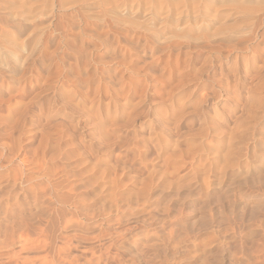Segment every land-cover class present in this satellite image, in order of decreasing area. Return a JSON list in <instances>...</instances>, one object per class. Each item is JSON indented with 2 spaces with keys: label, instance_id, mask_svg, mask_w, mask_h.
I'll return each mask as SVG.
<instances>
[{
  "label": "rangeland",
  "instance_id": "rangeland-1",
  "mask_svg": "<svg viewBox=\"0 0 264 264\" xmlns=\"http://www.w3.org/2000/svg\"><path fill=\"white\" fill-rule=\"evenodd\" d=\"M57 2L0 59V264H264V51Z\"/></svg>",
  "mask_w": 264,
  "mask_h": 264
},
{
  "label": "bare ground",
  "instance_id": "bare-ground-1",
  "mask_svg": "<svg viewBox=\"0 0 264 264\" xmlns=\"http://www.w3.org/2000/svg\"><path fill=\"white\" fill-rule=\"evenodd\" d=\"M58 2L60 6H57L61 9L75 6L73 8L86 13L88 11L93 15L113 17L112 21L120 24L129 23L127 25L142 36L138 35L137 40L140 39L141 44L144 43L143 46H148L152 52H180L192 45L201 49L197 54H190V58H200L208 62L212 60L236 62L261 58L264 51V0H58ZM54 4L55 0H0V59L4 60H1L2 62L8 63L5 60L9 52L4 50L5 44L12 42L17 45L16 39L21 38L22 34L25 33V37L32 35L31 31L36 27L35 18L38 15L52 17ZM222 47L227 49L223 51Z\"/></svg>",
  "mask_w": 264,
  "mask_h": 264
}]
</instances>
